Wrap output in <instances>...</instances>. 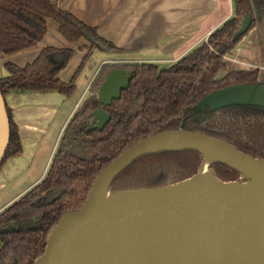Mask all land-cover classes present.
<instances>
[{"label":"trees","instance_id":"16d2710c","mask_svg":"<svg viewBox=\"0 0 264 264\" xmlns=\"http://www.w3.org/2000/svg\"><path fill=\"white\" fill-rule=\"evenodd\" d=\"M235 16L208 41L179 62L160 69L154 64H104L89 88V96L73 115L60 140L45 178L19 200L0 212V264H35L48 245L60 219L78 212L87 202L99 174L137 142L171 130H184L220 139L238 151L264 160V108L229 107L198 112L197 104L213 91L237 84H255L259 72H231L225 57L254 28L255 11L264 15V0H234ZM246 15L253 18L250 30L236 36ZM59 24L70 43L85 40L87 55L69 83L58 75L74 55L71 49H44L32 64H6L9 76L0 78L4 98L10 92L49 93L65 96L76 90V79L93 53L116 48L98 33L49 0H0V53L12 55L36 46L47 33L48 20ZM114 68L131 69L135 78L120 100L105 111L111 116L102 130L88 132L90 113L101 107L100 85ZM10 139L0 172L7 161L23 154L18 128L7 106ZM204 157L194 151H171L144 156L112 183L111 194L164 188L197 176ZM224 183L241 182L243 175L220 163L211 164Z\"/></svg>","mask_w":264,"mask_h":264},{"label":"water","instance_id":"95a60500","mask_svg":"<svg viewBox=\"0 0 264 264\" xmlns=\"http://www.w3.org/2000/svg\"><path fill=\"white\" fill-rule=\"evenodd\" d=\"M252 24L253 18L246 15L236 36L247 33ZM134 78L133 70L109 71L97 94L101 107L90 113L88 132L106 127L111 116L105 107L120 100ZM236 106L264 108V81L213 91L196 108L216 112ZM172 136L188 141L179 148L151 150ZM9 139L7 104L0 90V165ZM171 151L201 153L200 173L164 188L109 192L115 179L138 159ZM207 153L215 157L211 164L225 165L243 180L220 181L207 169L211 164L205 166ZM105 193L109 198L100 204ZM35 264H264V160L223 140L181 129L143 139L99 174L78 212L60 219Z\"/></svg>","mask_w":264,"mask_h":264},{"label":"crops","instance_id":"0c3cea01","mask_svg":"<svg viewBox=\"0 0 264 264\" xmlns=\"http://www.w3.org/2000/svg\"><path fill=\"white\" fill-rule=\"evenodd\" d=\"M49 1L88 26L97 28L99 35L116 48V51L104 53L107 56L100 57L101 64L92 76L87 91L104 64H154L159 68L161 64H170V67L202 46L211 34L235 16L234 0ZM255 18L264 25V15L255 13ZM47 28L43 40L36 46L12 55L0 53V78L9 76L6 64L25 67L35 62L44 49L56 48L74 51L69 64L58 75L63 83L72 80L75 70L87 55L88 43L85 40L68 42L60 33L59 24L52 19L48 20ZM256 33L257 23L233 50L235 54L231 57V62L238 61L237 67L240 66L238 69L242 71L257 70L259 80L264 81V54L261 53L264 49V37L260 44ZM228 73L225 70L218 75L223 78ZM5 100L18 128L23 154L9 159L3 166L0 172V191L31 170L41 145L67 97L57 92H10ZM68 121L69 117L66 124ZM46 170L47 167L24 191L31 190L41 182ZM24 191L1 207L0 212L14 203Z\"/></svg>","mask_w":264,"mask_h":264},{"label":"rangeland","instance_id":"374dc122","mask_svg":"<svg viewBox=\"0 0 264 264\" xmlns=\"http://www.w3.org/2000/svg\"><path fill=\"white\" fill-rule=\"evenodd\" d=\"M255 23H257V33L256 34H257V37L259 38V42L261 44L263 41L262 38L264 37V25L262 22L260 23L258 19H255ZM261 53L264 54V49L261 51ZM234 54L235 53H233V51H231L225 57V62L227 64V68L225 70L229 73L242 71V70L238 69V67H240V66L237 67L238 61L237 62L234 61L233 63L231 62V60H232L231 57L234 56ZM104 56H107V55H105L104 53L98 52V51L94 52L93 58L90 60V62H88L84 66L83 70L80 71V73L77 76L76 90L72 95L66 96L67 101H66L65 105H62L58 115L56 116V119L54 120V122H53V124L49 130V133L45 138V141L41 145L42 147L40 149L39 155H38L37 159L35 160L34 164L32 165L31 170L26 172L23 177L13 181L9 185L8 188L0 191V208L3 207L4 205H7V203L13 197H15L17 194L26 190L28 188V186L35 180V178L39 177V175H41L43 170L47 167L46 173L43 176V178L41 179V181L45 178V176L47 175V172L49 170L50 164L52 162V159L54 158L56 150L59 146L60 140L64 134L65 128L67 127V125H68L69 121L71 120V118L73 117V115L79 110V108L83 105L84 101L89 96V92L86 90L87 86H88L92 76L95 74L96 70L99 68V66L101 64V58L100 57H104ZM231 64H233V68H231ZM234 64H236V65H234ZM169 65L170 64H161L159 66H160V69H166V67H168ZM78 69H79V67L75 70L74 73H76V71ZM129 70H131V69H129ZM225 70H223L222 72H224ZM218 78H222L221 75H218ZM84 91H86V92L84 93ZM69 115H71V116H69ZM68 117H69V121L66 124ZM28 191H30V190H27L26 192L24 191V193L21 194V196L19 198H17L15 201L19 200ZM11 204H13V202ZM11 204H9L8 206H10ZM8 206H6L5 208H7Z\"/></svg>","mask_w":264,"mask_h":264},{"label":"bare ground","instance_id":"6f19581e","mask_svg":"<svg viewBox=\"0 0 264 264\" xmlns=\"http://www.w3.org/2000/svg\"><path fill=\"white\" fill-rule=\"evenodd\" d=\"M188 141V138L183 136H172L161 139L159 142H156L151 150H165L172 148H179L183 146ZM207 157L205 166L208 167L212 161L215 160V157L209 153L205 154ZM208 169V168H207ZM206 172V169L203 170ZM109 196L105 193L104 196L100 200V204H103L106 200H108Z\"/></svg>","mask_w":264,"mask_h":264}]
</instances>
